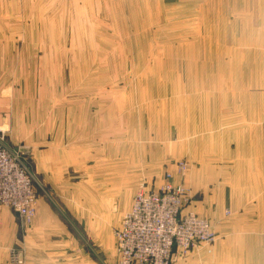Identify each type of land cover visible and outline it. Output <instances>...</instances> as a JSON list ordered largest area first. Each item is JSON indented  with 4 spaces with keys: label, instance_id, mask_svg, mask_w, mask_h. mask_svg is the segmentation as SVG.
<instances>
[{
    "label": "rangeland",
    "instance_id": "1",
    "mask_svg": "<svg viewBox=\"0 0 264 264\" xmlns=\"http://www.w3.org/2000/svg\"><path fill=\"white\" fill-rule=\"evenodd\" d=\"M0 122L35 176L9 264H124L166 186L213 233L172 264H264V0H0Z\"/></svg>",
    "mask_w": 264,
    "mask_h": 264
},
{
    "label": "built area",
    "instance_id": "2",
    "mask_svg": "<svg viewBox=\"0 0 264 264\" xmlns=\"http://www.w3.org/2000/svg\"><path fill=\"white\" fill-rule=\"evenodd\" d=\"M35 176L7 143L0 122V209L13 208L20 216L32 213ZM180 198L172 187L139 191L123 227L116 232L124 264H172L175 244L190 248L197 240L208 241V222L191 212L179 215ZM181 217V218H180Z\"/></svg>",
    "mask_w": 264,
    "mask_h": 264
},
{
    "label": "crops",
    "instance_id": "3",
    "mask_svg": "<svg viewBox=\"0 0 264 264\" xmlns=\"http://www.w3.org/2000/svg\"><path fill=\"white\" fill-rule=\"evenodd\" d=\"M6 212V214H4L3 212ZM9 211H7V210H5V209H3L2 210V217H3V220H8L9 222H10V220H11V224H12V222L13 221H15V223H16V217H15V215H12L11 214V217H10V213H8ZM17 224V223H16ZM18 226V225H17ZM14 234H16V230H14V232H13ZM5 236H4V233H3V229L2 230H0V264H9L8 262H7V255H6V251H5ZM32 253V252H31Z\"/></svg>",
    "mask_w": 264,
    "mask_h": 264
}]
</instances>
